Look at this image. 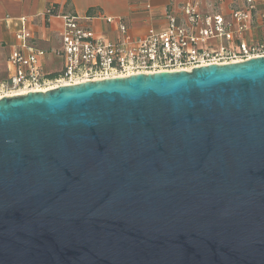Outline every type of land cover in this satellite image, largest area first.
I'll list each match as a JSON object with an SVG mask.
<instances>
[{
	"label": "water",
	"instance_id": "95a60500",
	"mask_svg": "<svg viewBox=\"0 0 264 264\" xmlns=\"http://www.w3.org/2000/svg\"><path fill=\"white\" fill-rule=\"evenodd\" d=\"M0 264H264V56L0 98Z\"/></svg>",
	"mask_w": 264,
	"mask_h": 264
},
{
	"label": "built area",
	"instance_id": "2783aa9c",
	"mask_svg": "<svg viewBox=\"0 0 264 264\" xmlns=\"http://www.w3.org/2000/svg\"><path fill=\"white\" fill-rule=\"evenodd\" d=\"M182 11L190 27L179 24L168 12L166 30L151 29L136 40L121 19L106 18L109 24L118 25L120 38L115 41L97 37L78 15L65 16L61 46L53 52L62 59L56 72L44 69L42 61L48 52L30 42L33 33L19 32L20 44L7 59L8 76L0 81V98L136 74L190 72L264 56V6L258 9L256 0H246V8L234 10L229 20L221 15L202 16L191 4Z\"/></svg>",
	"mask_w": 264,
	"mask_h": 264
},
{
	"label": "crops",
	"instance_id": "0c3cea01",
	"mask_svg": "<svg viewBox=\"0 0 264 264\" xmlns=\"http://www.w3.org/2000/svg\"><path fill=\"white\" fill-rule=\"evenodd\" d=\"M147 3L150 9L145 8ZM188 4L195 6L202 16L221 15L226 20L234 10L246 8V0H0V71L5 72L6 79L7 59L12 48L20 44L16 38L19 32L33 33L30 42L48 52L42 61L44 69L56 72L62 59L53 52L61 46L65 16L78 15L97 37L110 41L120 38V31L116 23L109 24L106 18L121 19L136 40L151 29L166 30L168 12L177 17L179 24L190 27L182 11ZM256 5L261 10L264 0H256Z\"/></svg>",
	"mask_w": 264,
	"mask_h": 264
},
{
	"label": "rangeland",
	"instance_id": "374dc122",
	"mask_svg": "<svg viewBox=\"0 0 264 264\" xmlns=\"http://www.w3.org/2000/svg\"><path fill=\"white\" fill-rule=\"evenodd\" d=\"M5 78V72L4 71H0V81H2Z\"/></svg>",
	"mask_w": 264,
	"mask_h": 264
},
{
	"label": "trees",
	"instance_id": "16d2710c",
	"mask_svg": "<svg viewBox=\"0 0 264 264\" xmlns=\"http://www.w3.org/2000/svg\"><path fill=\"white\" fill-rule=\"evenodd\" d=\"M50 12L52 13V10Z\"/></svg>",
	"mask_w": 264,
	"mask_h": 264
}]
</instances>
